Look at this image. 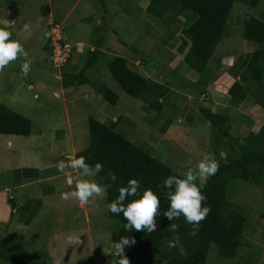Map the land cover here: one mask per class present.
Here are the masks:
<instances>
[{"label": "crops", "instance_id": "obj_1", "mask_svg": "<svg viewBox=\"0 0 264 264\" xmlns=\"http://www.w3.org/2000/svg\"><path fill=\"white\" fill-rule=\"evenodd\" d=\"M97 1L101 21L107 18L103 12L105 2H111L114 10L121 12L117 28L102 25L94 30L86 19L84 29L68 31L67 37L63 34L71 44V52L58 70L41 62L48 56L47 48L40 47L33 54L40 69L53 72L58 78L62 73L73 81L89 51H98L97 59L86 69L88 81L79 84L82 89L84 84L91 86L83 89L86 98L82 105L73 104L71 112L64 107L51 110L44 101L37 102L39 87L33 90L30 82L13 74L16 66L23 63L22 57L18 64L15 61L0 72V103L30 120L28 135L0 133V238L30 247L38 241L40 245L32 250L33 254L50 264H71L70 258L78 251H87L88 263H96L95 244L99 241L95 234L104 226L105 199H95L87 206L72 198L63 199L61 194L71 191L68 180L79 173L73 169L60 173L56 167L66 154H74L85 146L88 116L172 170H177L176 166L195 168L205 153L214 154L219 163H227L240 153L239 144L250 140L264 126V110L251 96L249 87L254 89L248 81L254 64L264 72V59L255 57V44L240 33L246 16L264 20V0H256L254 5L247 0H233L225 36L215 44L210 56H204L185 38L183 31L189 15L164 25L146 11L149 0H133L128 8L124 7L127 0ZM43 19L28 17L16 12L12 4L3 7L0 3V27L10 25L12 38L23 44L29 56L33 52L31 46L38 43L41 31L45 35V25L52 21L48 19L42 25ZM117 55L125 59L132 71L168 88L158 98L159 110L131 96H117L114 104L101 98L90 82L100 81L117 91L111 80L109 83L98 75L100 68L107 72L105 62ZM46 99L52 101L50 97ZM201 108L227 117L229 138L204 118ZM245 186L244 182H235L226 187L231 195L247 192L250 198L246 203L229 200L242 205L247 213L240 244L229 259L233 264H264V179L252 183L254 188ZM49 224L52 229L45 231ZM76 235L84 243L68 245L67 238Z\"/></svg>", "mask_w": 264, "mask_h": 264}, {"label": "trees", "instance_id": "obj_2", "mask_svg": "<svg viewBox=\"0 0 264 264\" xmlns=\"http://www.w3.org/2000/svg\"><path fill=\"white\" fill-rule=\"evenodd\" d=\"M7 5L16 0H3ZM233 0H149L146 11L160 19L162 24L174 23L179 16L189 15L190 20L183 34L187 40L204 56H210L215 44L226 33V19ZM255 4L256 0H247ZM241 36L255 44V57L264 59V20L246 16L240 27ZM73 77V84L87 82L85 72L94 63L98 51L93 49ZM105 69L113 81L124 93L144 102L149 108L159 110L161 103L158 98L168 90L162 84L142 77L132 71L122 56H115L105 62ZM206 66L201 72L205 75ZM199 80V79H198ZM249 84L253 86L250 94L254 101L264 110V72L254 64L250 71ZM101 98L109 104H114L117 95L104 83L90 82ZM204 118L216 127L224 136L229 137L227 117L201 108ZM87 143L76 151V156L83 155L89 163L96 161L104 165V171L98 174L101 183H109L106 173L112 170L118 179L107 191L105 199L107 215L117 220L122 227L110 232V243L119 240L121 236L134 238L135 243L125 248L129 264H152L155 259H163L162 264H207L209 244L215 245L218 256L223 259L233 258L240 244L241 230L247 218L242 205L226 199V187L231 180L238 179L258 184L264 179V126L250 140L239 144L240 153L227 163H219V171L212 176L202 189L207 199L204 204L211 207L207 218L200 223L199 231L190 236L191 225L181 216L169 221L163 216L168 207L165 190L157 187L168 175L180 174L153 157L148 151L136 146L123 135L105 126L92 116L87 117ZM30 120L0 103V133L28 135ZM129 178L140 181L142 192L149 188L159 196L161 215L157 217V228L154 232H138L135 229L124 228L126 221L123 215L115 216L108 211V204L118 195V188L126 185ZM129 199H132L131 197ZM10 206L12 202L9 200ZM177 224L176 232L171 230L172 224ZM180 236L184 248L181 255L179 246L169 248L167 242L174 235ZM119 258L114 256L108 264H115ZM0 260L8 264H48L45 260H35L25 246L18 241L0 240Z\"/></svg>", "mask_w": 264, "mask_h": 264}, {"label": "clouds", "instance_id": "obj_3", "mask_svg": "<svg viewBox=\"0 0 264 264\" xmlns=\"http://www.w3.org/2000/svg\"><path fill=\"white\" fill-rule=\"evenodd\" d=\"M9 28L10 25L0 27V72L22 57L23 63L20 71L27 76L31 71L33 60L23 44L12 38ZM25 28L27 30V26ZM56 167L60 173H64L67 169H73L79 173L78 176H73L68 180L71 191L63 192L61 195L65 200L69 198L77 200L81 206H87L95 199H107L108 189L118 179L115 172L108 170L106 176L110 182H98L95 178L104 171V165L99 161L89 163L83 155L76 156L68 153L65 160L59 161ZM219 167L220 164L214 154L205 153L195 168L187 169L180 176L168 175L157 185L161 190H165L168 201V207L163 211V216L169 221L183 216L185 222L191 225L188 233L190 236L197 234L200 223L211 211V207L204 204L207 197L202 189L207 181L219 171ZM140 189V181L129 178L126 185L118 188V195L108 204V211L115 216L122 214L126 221L124 228L129 231L135 229L138 232H154L157 228V217L161 215V201L153 190L144 188L141 192ZM130 197L132 199H129ZM177 228V224L171 225L173 232H176ZM80 243L78 235L67 238L68 245L77 246ZM134 243V238L128 236H121L119 240L112 241V255L119 258L115 264H129L125 248ZM167 246L169 248L179 246L181 255L185 254L178 233L167 242Z\"/></svg>", "mask_w": 264, "mask_h": 264}, {"label": "rangeland", "instance_id": "obj_4", "mask_svg": "<svg viewBox=\"0 0 264 264\" xmlns=\"http://www.w3.org/2000/svg\"><path fill=\"white\" fill-rule=\"evenodd\" d=\"M0 3L3 7H5L6 4H4L3 1H1ZM110 3L105 2V5L103 6L104 7L103 12L107 14V18L104 17L105 19L103 21L98 19V14L101 13V10H100V2L97 0H17L10 4H12L14 10H16V12L20 14L35 19L38 18L41 19L44 17L42 25H44V23H46L48 19H51L52 21H58L62 26L63 34H65V36L67 37L68 31L76 33L78 27L84 29L87 24L84 22V20L86 19H89L92 22V27L95 28L94 30H96V28L101 27L102 25L103 27L114 26L117 28V26L120 25L119 17L121 16V12H119L118 10H114L115 8L114 4L112 5ZM133 3H134L133 0H127V2L124 4V7L128 8L127 5L128 4L133 5ZM157 24H159L158 21ZM45 27H46L45 28V32H46L47 24L45 25ZM40 35L41 36L40 38H38V43L35 42L30 48L33 49V52L30 55V58H32V60L36 58V55L34 57L33 54H37L38 48L42 47L44 50L45 48H47L44 31H41ZM41 60H42L41 62L44 65L49 66L50 69L52 70L48 58L44 56V58ZM16 64H18V61L16 62ZM40 67H41L40 64L33 61L31 65V71L28 73L27 76H24L22 74V72L20 71L19 64L16 66L13 72L15 76L22 77V80H25V82H30L33 85V90H35L36 86L39 87L37 89L38 91H36V93L39 92V97L38 99H36L38 100L37 102L44 101L46 107L51 110H54V108H58V107L63 109L64 107L68 111L72 110L71 107H73V104L82 105V103H84V98H86L85 95L86 91L84 90L91 89V86L89 84L88 85L84 84V88H83L84 90H83L80 87V85L73 84V81L70 76L66 77L62 73H60V77L58 78L53 74V72L43 71L42 69H40ZM98 75L100 77L102 76L105 79V81L108 80L110 83L109 75L107 72L104 71V69L100 68ZM111 82H112L111 84H113L114 87L117 88V91L114 88L112 90L116 92L119 98L123 95L127 96L128 98H131L129 97V95L121 91V89L113 81ZM48 97L51 98L52 100L51 102H49L48 99H46ZM29 116L32 119H34V116L32 117L30 114ZM50 118L52 119V117ZM143 119L145 120L146 118ZM86 143H87V135L85 136L84 145H86ZM173 167H175L174 164ZM176 167L178 171L174 169L173 171H175L180 175H182L187 170L182 167H178V166ZM95 179L98 181L97 177ZM235 182H244L246 185L245 188L253 187L251 181H243L238 179L231 180L228 183V186H230ZM228 188H226L227 200H235L237 202L246 203L247 200L250 199L249 196L247 195V192L231 195ZM50 224L46 226L47 227L45 228L46 230L44 228L43 229L45 231H50L52 229V226ZM120 227H122V225L117 220L110 218L107 215V212H105L104 226L102 230H100L95 234V236H98V241H99L97 245L95 244V253H96L95 264H108L112 260L114 255H112L110 232ZM34 228L35 227H33L32 229ZM44 230H42V232H44ZM0 240L2 239L0 238ZM80 241H81L80 244L84 243L82 242V240ZM39 245L40 243L38 241H36V243L32 242L31 247L25 244V248L27 249L31 257L37 261L43 259L34 255L32 250L38 248ZM72 255L73 256L75 255L74 251L72 252ZM70 259H71L70 260L71 264H89L88 260H90L88 258L87 251H83V252L78 251L76 255ZM45 261L48 264H50L49 260H45ZM142 261H144V259L140 261L138 260L135 263L141 264ZM162 262L163 259H155L152 264H162ZM0 264H8V263L0 260ZM207 264H233V261L230 259H223L220 256H218L215 249V245L213 243H210L208 250Z\"/></svg>", "mask_w": 264, "mask_h": 264}, {"label": "built area", "instance_id": "obj_5", "mask_svg": "<svg viewBox=\"0 0 264 264\" xmlns=\"http://www.w3.org/2000/svg\"><path fill=\"white\" fill-rule=\"evenodd\" d=\"M48 61L55 69H59L68 59L71 52L69 44L63 35L62 26L57 22H49L45 32Z\"/></svg>", "mask_w": 264, "mask_h": 264}]
</instances>
